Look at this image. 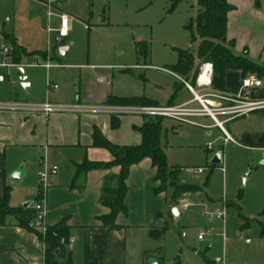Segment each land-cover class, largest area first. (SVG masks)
I'll use <instances>...</instances> for the list:
<instances>
[{"label": "rangeland", "instance_id": "rangeland-1", "mask_svg": "<svg viewBox=\"0 0 264 264\" xmlns=\"http://www.w3.org/2000/svg\"><path fill=\"white\" fill-rule=\"evenodd\" d=\"M48 7L52 14L42 26V14L39 12L35 18L22 0H0V46L9 49L8 58L13 48L6 35L14 36L28 49L47 53V60L39 61V65H24L22 72L14 67L0 68V77L4 78L0 91L6 93L0 99H14L17 93L16 99L28 103L49 101L68 91L74 96L79 91L80 75L84 80L80 87L85 93L97 95L111 90L114 95L145 96L166 105L179 89H173L176 79L166 67L176 63L178 50L196 53L200 43L193 22L199 10L196 0H181L175 7L170 0H59ZM60 11L71 15L70 30L63 39H58L56 33V14ZM191 22L192 32L187 29ZM137 42L149 44L150 60L145 65H137ZM64 47L68 51L61 56L59 49ZM34 53L24 50L21 61L34 63ZM199 63L196 60L195 67ZM125 69L133 74L125 75ZM99 77H105L107 82L97 83ZM22 80L32 86L24 88ZM182 83L180 102L192 99ZM189 83L196 89L191 80ZM178 103L174 99L171 105ZM253 112L235 126L225 125V129L233 134L237 130L264 132V111ZM162 122L161 146L167 168H179L177 176L167 173L156 181L166 192V208L171 206L165 212L167 229L155 238L134 231L127 244L128 262L264 264V151L242 140L224 145V137L209 117L195 118L194 124L171 119ZM217 153L221 154V163L212 166L211 159ZM187 167H200L203 173L188 174ZM23 178L22 172L19 180H11L20 184ZM206 179L207 184L202 185ZM178 183L199 186L201 191L183 194L171 203L170 193ZM10 194V206H20L12 190ZM184 200L188 206L182 209ZM171 208L180 214L176 223ZM217 211L223 218L215 215ZM200 234H204L201 240ZM59 264H66V258L62 257Z\"/></svg>", "mask_w": 264, "mask_h": 264}, {"label": "crops", "instance_id": "crops-1", "mask_svg": "<svg viewBox=\"0 0 264 264\" xmlns=\"http://www.w3.org/2000/svg\"><path fill=\"white\" fill-rule=\"evenodd\" d=\"M22 1L25 3L27 11L35 18L39 12L42 14V26L48 23L52 12L49 10L47 0ZM227 1L233 6V9L227 15L226 37L228 40L234 41V52L240 54L245 49L251 60L259 63L264 62V0H260L259 6L255 5L254 0ZM60 13L67 14L71 19V15L64 11L56 14L58 19ZM6 37L25 50L35 52L34 56L37 60L34 63L21 60L16 63L11 57L8 58L9 55L8 59H4L0 55L2 58L0 68L14 67L22 72L21 67L24 65H39V61L47 60L45 51L28 49L20 45L14 36V38L10 35H6ZM37 52L45 53V58H39L36 55ZM8 60H11V63H7ZM125 70H128H122L125 75L133 74L129 69ZM173 74L176 79L173 89L177 86L179 89L173 93L168 104H172L174 99L179 100L178 104L190 101L191 99L180 102L183 100L180 88L185 79ZM97 79L96 82L99 84L107 82L106 78L102 83ZM189 80L186 82L189 83ZM242 80L239 71H226L225 90L222 92L228 95L237 94ZM256 80L254 97L264 99V77ZM3 81L4 78L0 77V82ZM59 81L62 83L63 78L59 77ZM83 81L79 75V91L74 95L75 97L68 91L66 95L50 98L48 102L64 105L76 103L84 106L112 105L107 103V99L111 96L141 97L153 105H160L145 96H119L112 94L111 90H105L97 95L85 93L80 87ZM191 82L193 81L191 80ZM21 85L26 89L32 86L31 83H26L24 80ZM56 89L54 88V90ZM4 94L6 93L0 91L2 98ZM5 96L8 98L9 94ZM16 98H18V93L14 99H0V103H28ZM32 103H43V101L38 100ZM260 111L264 110L255 112L261 113ZM252 113L254 112L237 116L225 122L223 130L215 123L213 126L220 131L223 137L224 133H227L232 138L233 141L229 143L242 140L264 151V132L251 130L240 132L237 130L233 134L224 127L225 125L235 126L241 118ZM111 118L110 114L95 112L52 113L46 116L33 111L0 110V194L3 193L5 186H10L12 197H15L19 203L31 202V205H34L38 191L43 186L39 181L38 173L44 168L50 170L53 166L56 167L55 173L48 172L44 184L45 224L53 226L62 219H66V224L69 226L67 251L63 255L58 254L57 264L62 261V257L66 258V264H130L127 244L129 240L133 239L134 231H142L148 238H153L151 234L167 225L165 212L171 206L169 205L168 209L165 206V191L154 193L157 183L153 179L155 169L149 158L130 167L126 181L128 192L124 199L128 212L126 215L120 213L116 216L115 224L119 226L116 229L108 230L98 218L109 212L99 201L104 179L117 175L119 168L115 166L93 170L74 177L75 164L84 160L103 163L112 160V155L107 149L92 145L94 130H98L106 140L118 146L140 143L141 135L136 129L141 126L144 117L137 115L115 116L119 120L117 128L111 126ZM224 119L225 117L222 120ZM18 171L20 177L22 172L24 175L20 184L11 180V176ZM0 264H45L44 250L37 235L16 225L15 218L12 216H8L5 219V224L0 225ZM141 264L148 263L141 262Z\"/></svg>", "mask_w": 264, "mask_h": 264}, {"label": "trees", "instance_id": "trees-1", "mask_svg": "<svg viewBox=\"0 0 264 264\" xmlns=\"http://www.w3.org/2000/svg\"><path fill=\"white\" fill-rule=\"evenodd\" d=\"M181 0H170L172 6L175 7ZM199 10L193 22L195 23L198 38L200 40L196 53L190 50H178V58L175 64L167 67L170 71L188 81L194 80L197 67L195 61H209L213 65L212 88L216 91H224V76L228 70H237L241 73L242 79L248 76H254L256 79L264 77V62L259 63L251 60L248 57L247 50L236 54L234 52V41L228 40L226 37L227 31V15L233 9V6L227 0H196ZM256 6H259L260 0H254ZM192 32V22L187 26ZM193 39L195 36L192 34ZM12 60L19 63L21 53L24 48L12 43ZM149 44L146 42H137L135 44V56L137 64H146L149 60ZM9 55V54H8ZM39 58H45V53L37 52ZM128 71V70H124ZM108 104H151L145 98L141 97H109ZM162 118L145 117L141 126L136 130L141 135V141L137 145L118 146L106 140L98 130L93 132V146L107 149L111 155L110 162H90L87 160L74 165V177L82 173H87L93 170L108 169L110 167H118L119 173L115 176H108L104 179V184L100 194V204L108 209V213L100 216L99 221L108 228V230L119 228L115 224L116 216L120 213L126 215L127 208L124 203L125 196L128 192L127 178L130 167L139 163L145 158H149L154 172V181L160 180L161 176L169 173L177 176L179 168L172 166L167 168L166 155L161 146V138L163 133ZM111 126L117 128L119 120L114 116L111 118ZM214 166V165H212ZM207 184V179L202 185ZM73 186V182L71 184ZM164 191L158 185L154 188V193ZM201 187L196 185H188L178 183L173 187V192L170 193V202L176 203L178 198L186 193H198ZM11 187L5 186L3 193L0 194V225L5 224V219L8 216L15 218L16 225L34 232L44 250V263L57 264V254L63 255L66 253V245L69 241V226L66 224V219L53 226H46L44 233L38 229L32 228L31 223L35 219V208L31 205L27 208L11 207L9 205ZM37 198H35L36 200ZM167 229L165 225L151 237H158Z\"/></svg>", "mask_w": 264, "mask_h": 264}, {"label": "built area", "instance_id": "built-area-1", "mask_svg": "<svg viewBox=\"0 0 264 264\" xmlns=\"http://www.w3.org/2000/svg\"><path fill=\"white\" fill-rule=\"evenodd\" d=\"M59 0H47L51 6ZM59 28L56 30L59 39L68 36L70 30V17L65 13L59 14ZM9 49L5 45L0 46V55L5 59L8 57ZM5 65V64H3ZM213 65L209 61L200 62L197 65V73L193 80L196 87L194 89L190 83L183 81L184 85L192 95V99L183 104L176 105H140V104H112L99 106H84L80 104H53L48 101L43 103H0V110L10 111H33L39 112L46 116L52 113H106L111 116L137 115L141 117L171 119L181 123L194 124L193 120L200 117H209L217 127L223 130V124L237 116L249 114L253 111L264 110V99L254 97V88L257 80L253 76H248L241 81V87L237 94L228 95L223 92L215 91L212 88ZM98 82H105L104 77H99ZM56 88V85L52 86ZM195 103L200 105V108L195 107ZM218 117H225L224 120H219ZM232 138L224 133L223 143L232 142ZM210 148V147H208ZM185 171L188 174L200 175L203 169L200 167H187ZM48 172L55 173L56 167L53 166L50 170L44 168L38 173V178L43 186L38 191L37 199L34 203L35 219L31 223L32 228L38 229L41 233L46 230L45 215H46V198H45V183ZM186 200L182 201V208H187ZM215 215L218 218H223L222 212L217 211ZM204 234H200L198 239H203Z\"/></svg>", "mask_w": 264, "mask_h": 264}, {"label": "water", "instance_id": "water-1", "mask_svg": "<svg viewBox=\"0 0 264 264\" xmlns=\"http://www.w3.org/2000/svg\"><path fill=\"white\" fill-rule=\"evenodd\" d=\"M67 50H68V49H67L66 47H64V48H60V49H59V53H60V55H61V56H64V55L66 54ZM220 163H221V154H220V153H217V154L211 159L210 164H211V165H214V166H218V165H220ZM11 178H12V180H14V181L19 180V179H20V172H19V171L16 172ZM30 205H31V202H25V203H22V204H21V207H23V208H27V207H29ZM171 214H172V216H173L174 222L176 223L177 220H178V217H179V212H178V210H177L176 208H173L172 211H171ZM57 256H58V254H57ZM149 264H157V263L150 262Z\"/></svg>", "mask_w": 264, "mask_h": 264}]
</instances>
